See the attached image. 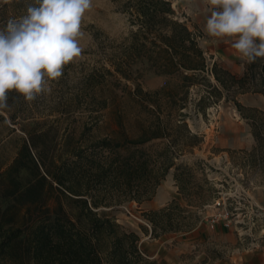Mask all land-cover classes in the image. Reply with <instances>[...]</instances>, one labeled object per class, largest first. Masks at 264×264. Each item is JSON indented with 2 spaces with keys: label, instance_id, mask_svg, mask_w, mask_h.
Here are the masks:
<instances>
[{
  "label": "rangeland",
  "instance_id": "374dc122",
  "mask_svg": "<svg viewBox=\"0 0 264 264\" xmlns=\"http://www.w3.org/2000/svg\"><path fill=\"white\" fill-rule=\"evenodd\" d=\"M127 1L92 0L91 8L81 21L79 43L82 53L64 66L63 75L58 80L46 82L50 91L37 94L33 101H25L15 91L8 93V107L0 109V114L6 119L0 121V166L9 164L16 156L21 140L26 138L24 125L30 131L46 133L37 143L45 146L47 157L53 159L78 145L88 147L105 137L119 138V117L123 131L130 137H139L143 124L151 116L131 96L136 84L144 91L173 88L178 93L182 92L178 87L180 77L155 75L141 63L133 66L134 80L105 73V69L113 71L110 58L118 45L137 29L131 12L124 9ZM170 1L179 20L187 22L192 29L195 27L199 33L198 43L209 66L217 63L234 75L242 76L246 60L232 48L233 38L210 37L204 30L210 14L205 0ZM30 5L36 6L35 0H0V31L6 29L10 19L26 15ZM90 74H95L96 82L101 80L102 83L81 96V85ZM208 79L215 84L212 76ZM113 80H119L121 84L117 86ZM108 87L114 92V98ZM208 90L204 82L196 80L189 87L185 108L178 111L179 106H173L170 136L140 146L154 158L169 146V156L175 163L183 169H192L195 186H204L200 195L189 198L182 195L184 202L177 201L194 213L197 218L195 227L158 238L151 236L152 225L146 214L171 202L166 189L171 190L168 178L174 169L161 181L150 200L116 204L114 193L112 207L101 209L115 218L125 231L137 234L143 254L159 264H264V217H256L261 207L253 200L260 204L264 198V140L258 143L253 134L254 129H259L264 139V97L255 93L235 95L224 91L217 100L215 96L209 97ZM89 94L94 98L90 99ZM233 96L245 110H238ZM201 97L209 99L200 101ZM106 99L109 107L100 110L98 103ZM91 100L95 106L89 105ZM251 108L257 113L249 112ZM13 113L16 114L15 122L10 120ZM246 116H255V128ZM183 118L194 138L175 127ZM88 127L91 130L83 134ZM232 194L238 201L245 199L256 207V215H251L250 220L244 218L245 210L238 211L239 220H244L240 226L247 229L243 236H238L237 226L226 228L220 221L213 222V217L224 207H219L220 210L213 215L203 211L204 204L213 198L220 197L222 201ZM226 204L229 205L228 202ZM220 224L222 229L218 227Z\"/></svg>",
  "mask_w": 264,
  "mask_h": 264
},
{
  "label": "trees",
  "instance_id": "16d2710c",
  "mask_svg": "<svg viewBox=\"0 0 264 264\" xmlns=\"http://www.w3.org/2000/svg\"><path fill=\"white\" fill-rule=\"evenodd\" d=\"M124 6L137 29L118 45L110 58L113 71L105 69V73L134 80L133 66L141 63L155 75L180 77L178 87L182 92L173 88L144 91L136 84L131 96L151 116L139 137L128 136L119 117V138L105 137L88 147L78 145L53 159L47 157L45 146L37 143L46 133L30 131L24 125L26 138L21 140L16 156L0 166V264H159L143 254L137 234L125 231L101 208L112 207L114 193L116 204L150 200L171 169L175 170L174 180L181 195L189 198L201 194L204 186H195L192 169L176 164L169 156V146L156 158L140 148L170 136L173 106L178 105V111L185 108L189 87L196 80L204 82L209 97L217 100L224 91L264 97V58L246 61L242 76L217 63L209 66L198 43L199 33L179 20L170 0H128ZM208 76L214 78L215 84ZM96 78L95 74L85 78L81 96L102 83H97ZM113 81L117 86L121 84ZM110 94L114 98L112 89ZM209 97H201L200 101ZM94 103L91 100L89 105ZM235 104L239 111L245 110L236 100ZM98 105L100 110L109 107L107 99ZM248 111L257 113L252 108ZM246 118L255 128V116ZM10 120L16 121L15 113ZM0 121H6L1 114ZM175 127L194 138L184 118ZM90 130L88 127L83 134ZM253 134L258 143L263 142L259 129H254ZM146 216L154 238L189 231L197 219L176 200Z\"/></svg>",
  "mask_w": 264,
  "mask_h": 264
},
{
  "label": "clouds",
  "instance_id": "9594fccd",
  "mask_svg": "<svg viewBox=\"0 0 264 264\" xmlns=\"http://www.w3.org/2000/svg\"><path fill=\"white\" fill-rule=\"evenodd\" d=\"M205 3L210 37L233 38L232 48L249 63L264 58V0ZM35 5L0 31V109L8 107L10 91L25 101L50 91L46 82L58 80L82 53L81 21L92 0H35Z\"/></svg>",
  "mask_w": 264,
  "mask_h": 264
},
{
  "label": "built area",
  "instance_id": "2783aa9c",
  "mask_svg": "<svg viewBox=\"0 0 264 264\" xmlns=\"http://www.w3.org/2000/svg\"><path fill=\"white\" fill-rule=\"evenodd\" d=\"M228 197L223 199L222 201L217 200L215 203L218 207H224V209L220 210L213 218V222L220 221L221 224L226 228L235 227L238 236H243L247 233V229L240 226L243 224L244 220H239V212L245 210L244 218L247 217L250 220L251 215H256V207L252 206L250 202L245 201V199H241L238 201L236 195H227ZM228 202L229 205L226 203ZM260 212L256 217H264V208H259ZM249 223V222H248ZM255 224V221L252 223ZM239 225V226H238ZM262 231H264V226L262 227Z\"/></svg>",
  "mask_w": 264,
  "mask_h": 264
},
{
  "label": "crops",
  "instance_id": "0c3cea01",
  "mask_svg": "<svg viewBox=\"0 0 264 264\" xmlns=\"http://www.w3.org/2000/svg\"><path fill=\"white\" fill-rule=\"evenodd\" d=\"M244 148V147H242ZM168 183L170 184V188L171 190H167L166 191L168 192V194H170V197H169V200H176V201H179V202H184V198L183 196L178 192V187L176 186V182L174 180V173H173V170L171 171L170 173V177L168 178ZM251 197V196H250ZM217 200H221L220 197H216V198H213L210 202H207L206 204H204L203 206V211L204 213L206 212L207 214L211 213L210 215H213L215 213H217L220 208L215 204V202ZM254 202L259 205V207L263 208L264 207V198L263 200L261 201V203L259 204L255 199H253ZM157 207H160V206H154V208H157ZM220 229L223 228V226L220 224L218 226ZM222 227V228H221Z\"/></svg>",
  "mask_w": 264,
  "mask_h": 264
}]
</instances>
